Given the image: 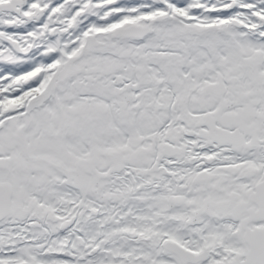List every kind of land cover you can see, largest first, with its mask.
Masks as SVG:
<instances>
[{"label":"snow or ice","instance_id":"snow-or-ice-1","mask_svg":"<svg viewBox=\"0 0 264 264\" xmlns=\"http://www.w3.org/2000/svg\"><path fill=\"white\" fill-rule=\"evenodd\" d=\"M0 264H264V0H0Z\"/></svg>","mask_w":264,"mask_h":264}]
</instances>
